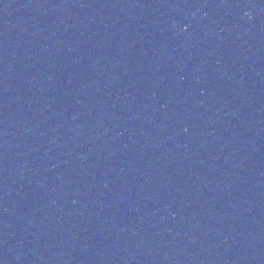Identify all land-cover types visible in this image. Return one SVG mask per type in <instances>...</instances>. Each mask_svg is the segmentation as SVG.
Returning a JSON list of instances; mask_svg holds the SVG:
<instances>
[{"label":"water","instance_id":"95a60500","mask_svg":"<svg viewBox=\"0 0 264 264\" xmlns=\"http://www.w3.org/2000/svg\"><path fill=\"white\" fill-rule=\"evenodd\" d=\"M0 264H264V0H0Z\"/></svg>","mask_w":264,"mask_h":264}]
</instances>
